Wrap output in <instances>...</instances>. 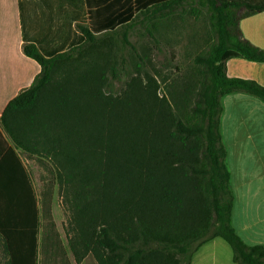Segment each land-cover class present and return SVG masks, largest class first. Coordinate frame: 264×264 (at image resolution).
<instances>
[{"label": "trees", "instance_id": "trees-1", "mask_svg": "<svg viewBox=\"0 0 264 264\" xmlns=\"http://www.w3.org/2000/svg\"><path fill=\"white\" fill-rule=\"evenodd\" d=\"M66 1L73 41L50 54L40 44L24 47L42 70L0 117V240L7 264H41V252L46 260L58 256L71 264L46 203L44 216L55 232L40 242L41 206L19 150L55 166L71 213L69 250L76 264L88 255L97 264H191L195 252L218 237L229 243L236 264H264V246H247L233 227L234 196L219 129L223 96L244 92L264 102V86L226 74L231 58L264 63V50L239 26L264 6L204 0L217 42L201 59L200 89L172 93L174 100L184 99L182 119L158 95L154 76L138 71L121 95H112L105 91V70H79L74 55L94 36L180 0ZM73 21L87 25L75 32Z\"/></svg>", "mask_w": 264, "mask_h": 264}, {"label": "crops", "instance_id": "crops-1", "mask_svg": "<svg viewBox=\"0 0 264 264\" xmlns=\"http://www.w3.org/2000/svg\"><path fill=\"white\" fill-rule=\"evenodd\" d=\"M241 1L264 6V0ZM71 15L66 0H0V117L42 70L24 47L40 44L49 54L60 50L74 39L68 26ZM80 25L87 24L73 21L72 29L77 32ZM239 26L245 39L264 50V11L242 19ZM226 74L264 86V63L231 58ZM221 105L219 129L234 196L232 224L247 246H264V102L234 92L223 96ZM191 264L236 263L229 243L218 237L203 244Z\"/></svg>", "mask_w": 264, "mask_h": 264}, {"label": "rangeland", "instance_id": "rangeland-1", "mask_svg": "<svg viewBox=\"0 0 264 264\" xmlns=\"http://www.w3.org/2000/svg\"><path fill=\"white\" fill-rule=\"evenodd\" d=\"M213 35L211 11L207 3L204 0H180L179 4L166 11L141 14L127 25L94 36L74 55L78 58L79 70L91 66L105 70V91L112 95H121L138 71L154 76L159 85L158 95L170 100L177 116L184 119L185 111L180 109L184 99L176 101L172 93L183 95L187 86L193 85L195 90L200 89L201 82L205 81V67L201 59L207 55L211 44L217 42ZM196 92L190 98L192 102L196 101ZM18 154L30 173L41 206L40 242L46 234L58 230L68 260L76 264L69 250L71 213L57 183L55 166L42 156L30 157L22 150ZM44 203L52 211L55 231L44 216ZM7 260L0 240V264H7ZM40 263L63 264L58 256H50L46 260L43 252L40 253ZM83 264L96 262L89 255Z\"/></svg>", "mask_w": 264, "mask_h": 264}]
</instances>
